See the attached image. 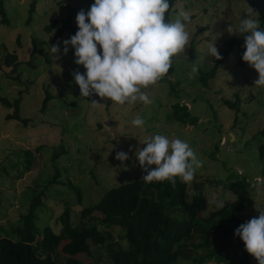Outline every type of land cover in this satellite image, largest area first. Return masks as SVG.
<instances>
[{
    "label": "rangeland",
    "instance_id": "1",
    "mask_svg": "<svg viewBox=\"0 0 264 264\" xmlns=\"http://www.w3.org/2000/svg\"><path fill=\"white\" fill-rule=\"evenodd\" d=\"M31 1L4 0L9 25L0 22V95L13 100L22 90L20 114L28 119L27 124L7 120L5 116L14 108L0 104V165L10 171L0 178V226L21 224L20 215L28 208L29 196L36 188L44 191L41 204L36 208L37 237L46 225L59 232L55 219L65 206L70 207L71 221L75 223L81 207L96 203L112 186L146 175L134 153L145 146L140 141L155 134L181 139L203 162L196 169L193 181L187 183L188 199L193 183L201 181L208 202L206 213L218 207L216 201L238 199L247 206L238 213L244 222L258 216L256 209L264 207V155L260 158L259 151V146L264 144L261 131L264 128V88L254 85L258 73L247 63L245 67L235 66L230 58L206 87L199 79V69L206 71L213 66L216 59L208 52L211 43L221 54L237 35H230L227 28L230 25L238 28L242 14L250 8L254 11L252 18L258 13L260 27L264 30V0H177L171 20L181 11L189 14L190 20L184 22L190 33L188 48L184 54L173 57L167 76L144 89L151 103L135 105H118L95 93L80 97L72 72L83 74L85 69L74 63V49L62 54V41L67 34L56 35L61 24L51 31L45 30L49 22L65 19L71 12L77 31V12L87 11L94 0H37L27 23ZM33 41L45 55H32ZM53 44L59 45L61 53L50 52ZM7 51L17 53L20 61L13 73L11 66L2 62ZM194 64L198 66L195 74L191 71ZM15 75L21 83L14 79ZM165 78L175 84V90ZM46 92L51 94V99L42 111ZM234 92H238L240 98L252 96L237 114L222 103L223 98H233ZM176 102L186 104L190 114L198 118L195 124L173 119L172 105ZM137 116L146 122L142 128L131 123ZM58 146L65 152L52 160L53 150ZM24 149L33 152L35 161L29 171L17 178V166L12 165L10 170V165ZM118 151L128 153L129 159L123 162L115 159ZM154 167L149 166V170ZM56 175L57 181L50 182ZM237 177L248 180L246 195H237L226 186L217 185L220 181L228 184ZM75 188L81 192L80 203ZM92 250V256L82 254L77 260L82 264H107L105 254ZM249 257L248 264H258L255 258ZM215 261L216 257L212 259ZM172 264L191 263L180 258Z\"/></svg>",
    "mask_w": 264,
    "mask_h": 264
},
{
    "label": "trees",
    "instance_id": "2",
    "mask_svg": "<svg viewBox=\"0 0 264 264\" xmlns=\"http://www.w3.org/2000/svg\"><path fill=\"white\" fill-rule=\"evenodd\" d=\"M176 1L169 0L170 8L166 13L168 21H172ZM4 3V0H0V22L9 25ZM36 3L37 0H32L29 4L27 23L31 20ZM248 13L244 12L242 18H246ZM58 24H61L56 31L58 37L67 34L66 39H69L75 34L76 26L71 12L65 19L58 18L49 22L45 30L51 31ZM32 43V55H45L35 41ZM243 45L244 36L237 34L231 38L221 53L222 59L216 60L209 70L199 69L201 83L209 87L208 83L230 58L235 66L245 67L246 62L241 58L245 50ZM2 62L5 66H11V73L20 65L15 52L7 51ZM14 79L20 82L18 75ZM164 80L175 90V84L170 79ZM22 94V90H19L18 96L13 100L0 95V104L5 108H14L12 113L5 116L7 120L14 119L27 124L28 119L20 114ZM251 97L240 98L239 93L234 92L233 98H223L222 103L237 114ZM50 99L51 94L46 92L41 104L42 111L46 109ZM172 117L180 123L191 125L198 120L182 102L172 105ZM261 131L264 132V128ZM259 151L262 158L264 144L259 146ZM64 152L62 147H55L51 159L56 160ZM34 161L33 152L24 149L22 155L18 154L10 165V170L12 165H16L15 176L18 178L32 168ZM8 172L10 173L7 167L0 165V178ZM57 177L54 176L50 182L57 181ZM217 185L226 186L235 194L243 196L248 192L249 182L245 177H237L228 184L220 181ZM47 186L48 184L44 185V188ZM42 189L31 190L33 192L29 196L28 208L20 215L21 224L0 226V264H82L77 257L82 254L92 256L93 248L107 256V264H172L180 258L191 264L249 262L250 257L242 240L234 235L235 229L244 223L238 213L246 210V204L238 199L224 200L223 207H216L206 213L208 202L201 181L193 183L190 199L187 198V183L181 182L179 178L175 187L167 180L145 183L143 179L112 186L96 203L81 207L80 217L75 223L71 221L70 207L65 206L55 219L56 225L60 227L59 232H54L46 225L37 237L36 208L41 204L44 193ZM75 193L80 203V190L75 188ZM225 249L229 251L225 253ZM214 257L217 261L212 262Z\"/></svg>",
    "mask_w": 264,
    "mask_h": 264
},
{
    "label": "clouds",
    "instance_id": "3",
    "mask_svg": "<svg viewBox=\"0 0 264 264\" xmlns=\"http://www.w3.org/2000/svg\"><path fill=\"white\" fill-rule=\"evenodd\" d=\"M169 8V0H94L87 11L79 10L75 16L78 30L62 41V54L66 55L69 48L74 49V63L85 69L83 74L72 72L80 97L95 93L118 105L151 103L144 89L168 75L173 57L184 54L190 42L184 23L190 20L189 14L181 11L173 21H168ZM252 12L250 8L238 28L230 25L226 31L244 36L242 61L258 73L254 85L264 88V30L258 13L252 18ZM50 52L61 53V49L53 44ZM208 52L216 60L222 59L213 42ZM191 71L195 74L198 66L194 64ZM131 123L142 128L146 122L137 116ZM140 143L145 146L137 148L134 155L146 172L142 177L145 183L167 180L175 187L177 178L191 183L196 169L202 166L194 150L179 138L155 134ZM115 159L123 162L129 156L118 151ZM152 165L155 167L149 170ZM216 203L223 207L221 201ZM256 210L258 216L241 223L234 235L239 236L245 251L258 264H264V207Z\"/></svg>",
    "mask_w": 264,
    "mask_h": 264
}]
</instances>
